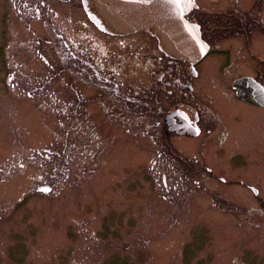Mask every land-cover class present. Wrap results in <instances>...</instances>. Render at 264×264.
<instances>
[{"label":"rangeland","instance_id":"rangeland-1","mask_svg":"<svg viewBox=\"0 0 264 264\" xmlns=\"http://www.w3.org/2000/svg\"><path fill=\"white\" fill-rule=\"evenodd\" d=\"M237 1L264 17V1ZM24 17L0 0V264H264V196L238 182L264 195L259 112L249 111L250 128L234 135L226 164L186 174L154 168L146 121L88 132L87 120L70 117L60 86L59 97L44 88L20 100Z\"/></svg>","mask_w":264,"mask_h":264},{"label":"flooded vegetation","instance_id":"flooded-vegetation-1","mask_svg":"<svg viewBox=\"0 0 264 264\" xmlns=\"http://www.w3.org/2000/svg\"><path fill=\"white\" fill-rule=\"evenodd\" d=\"M236 2L193 0L183 16L200 40L199 54L192 60L166 54L153 33L100 29L82 0H10L27 21L23 32L28 37L20 53L26 81H16L20 100L42 97L44 88L45 97H59L60 86L70 95V117L87 120L88 132H110L122 120L146 121L152 167L210 172L214 165L227 163L238 138L234 135L249 130L244 124L253 119L249 111L264 119L259 111L264 104L244 101L236 88L238 81L250 78L264 92V17L251 18V7L236 8ZM14 72L7 73V85ZM256 84L248 83L250 89L243 87V93L259 97ZM162 155L177 161L157 165ZM198 156L201 161L193 160ZM212 175L223 183L236 182ZM238 182L253 195L264 196L254 185Z\"/></svg>","mask_w":264,"mask_h":264},{"label":"water","instance_id":"water-1","mask_svg":"<svg viewBox=\"0 0 264 264\" xmlns=\"http://www.w3.org/2000/svg\"><path fill=\"white\" fill-rule=\"evenodd\" d=\"M89 18L100 29L112 34H126L137 30L153 33L159 47L175 58L192 60L199 54L198 32L193 24L183 18L193 0H82ZM253 83L244 78L237 82L239 96L246 102L264 104V92L254 97L244 94L243 87ZM257 90V88H254Z\"/></svg>","mask_w":264,"mask_h":264}]
</instances>
